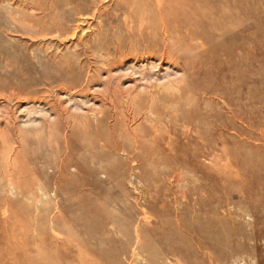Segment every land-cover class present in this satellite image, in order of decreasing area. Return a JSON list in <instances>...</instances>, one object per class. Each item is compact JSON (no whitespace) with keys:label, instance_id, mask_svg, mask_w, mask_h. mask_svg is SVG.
I'll list each match as a JSON object with an SVG mask.
<instances>
[{"label":"rangeland","instance_id":"1","mask_svg":"<svg viewBox=\"0 0 264 264\" xmlns=\"http://www.w3.org/2000/svg\"><path fill=\"white\" fill-rule=\"evenodd\" d=\"M110 67L155 88L70 147L56 111L105 106ZM147 102L176 136L169 164L130 152ZM0 259L264 264V0H0Z\"/></svg>","mask_w":264,"mask_h":264},{"label":"bare ground","instance_id":"2","mask_svg":"<svg viewBox=\"0 0 264 264\" xmlns=\"http://www.w3.org/2000/svg\"><path fill=\"white\" fill-rule=\"evenodd\" d=\"M143 6L146 9L149 8V6H147L146 3L143 4ZM58 31H59V29H58ZM110 61H111V59L108 60V62H110ZM108 62L106 65H104V67L107 68L109 66ZM115 76L116 75L114 74V71L110 67L107 70V75L104 77V80H103V82L105 83V89H106V94L104 95V98H105V101H107V102H105L104 103L105 106H102L101 108H99V110L92 109V110H89L87 112H83V114H80V113L75 114V113L71 112L70 108H68V106L65 105L64 103L59 105V109L56 111V113L58 114V117L56 118L57 119V124L55 126L56 128L53 127L52 131L56 134H60L62 132L63 128L66 127L67 132H66L65 136H66V139L70 141V144H71L70 147L72 146V141H71L72 137L71 136L74 135V132L78 133L80 131V128L77 129V125H76L77 123L78 124L79 123L90 124L92 122L91 117L94 116L95 114L101 113L103 116L106 115L105 112L109 107L107 105L108 102L110 104H113L114 106L118 105L119 103L129 105L132 103V101L138 100L140 93H142L143 90H146V97H150L152 94L151 90H153L155 88L154 84H147L146 86H144L142 88L138 87V85H137L133 89H129V88L125 87L124 85L120 84V82L114 81ZM92 77H94L93 74H92L91 78ZM145 105L146 106H144V107H143V105H138V107L136 105H134L133 112L141 113L143 120L144 121L147 120L151 123L150 128H146V127L140 126V125L137 126V127L143 128V130H147L148 132H150V137H147V140H146L147 144L146 145L136 147V148H130V152L132 153V156L136 158V160H140L139 159V155H140L139 153L143 150H146L148 152V154H150L149 160L152 161L153 164H155V162L156 163L169 164L170 161L175 158L173 156V154L168 153V151H170V149H172V147H173L172 143L176 142V136L172 134L171 126L166 125L165 128H162L160 122L165 120V118H166L165 114H163V112L161 111L162 108L154 107V106L152 107L148 102L145 103ZM175 117L178 118V115ZM119 118L123 120V112L120 113ZM83 121H85V122H83ZM101 122H102V119L100 120V123ZM54 129H55V131H54ZM53 132H52V134H53ZM186 134L189 135L188 133H186ZM95 137L98 138V137H100V135L97 132H95ZM59 139H62V138H59ZM94 140H97V139H94ZM94 140H92V141H94ZM67 143H68V141H67ZM179 153H181L180 150H179ZM194 158H195V156H194ZM142 163L144 165L148 164V162H142ZM201 165H203V164H201ZM159 173H160L159 171H156L154 175L155 176L159 175ZM187 184H190V183H187ZM207 187H209V186H207ZM196 191H197V189H196ZM197 192H199V190ZM204 193H206V192H204ZM177 209H180V208H177ZM177 211L178 210H176V214H177ZM188 232H190V231H188ZM198 239L200 240V238H198ZM189 242H191V240Z\"/></svg>","mask_w":264,"mask_h":264}]
</instances>
